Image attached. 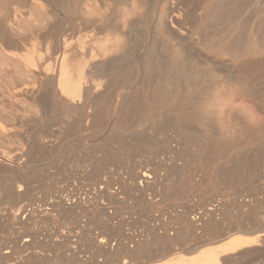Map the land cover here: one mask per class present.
<instances>
[{"label": "bare ground", "instance_id": "obj_1", "mask_svg": "<svg viewBox=\"0 0 264 264\" xmlns=\"http://www.w3.org/2000/svg\"><path fill=\"white\" fill-rule=\"evenodd\" d=\"M24 1L21 0L22 4ZM250 1H167L153 27L154 43L148 48L134 42L148 34L149 20L156 13L154 6L147 13L143 12L146 16H140L142 19L133 15L124 17L120 28L117 26L119 29L112 23L113 29L124 36V41L117 42L113 50L105 49L107 46L104 50L87 46L88 40H97L110 31L101 16L90 23H81L77 30L73 26L76 31L62 40L59 56L57 54L50 60L52 64L47 62L46 65L41 53L40 56L31 54L32 51L25 54L24 43L6 30L4 24L12 13L11 4L10 1L0 2L1 50L21 61V71L32 76L37 86L46 89L62 117L66 120L82 111H91L92 121L89 120L95 131L106 126V123L103 125L106 118L107 124L112 122L113 128L124 132V156L134 154L138 158L137 164L135 162L130 173L124 176V194L132 193L149 210L159 201L173 202H167L168 207L161 213L169 222L163 219L154 224L155 228L153 226V230L161 232L157 235L166 240V244L161 241L164 246L152 255L151 250L148 255L136 244L138 252L147 256L134 255L124 260V264H249L264 253V227L259 229L264 221L250 214L251 205L246 216L230 222L233 227L230 226L232 229L228 232L217 235L209 228L223 206L224 190L235 197L243 192L242 186L245 189L259 186L264 180V3L259 7V3L253 6ZM16 68L12 74L23 77V72ZM23 83L12 91L14 96H33L27 89V83L31 82ZM28 91L31 94L28 95ZM7 127L0 123V131L10 132ZM16 185V191L22 192V187ZM168 185L174 191L167 189ZM104 186L96 191V199L103 189L111 198L116 196L115 191L110 192ZM195 194L200 196L201 212L190 220L185 217L193 211L190 202L197 198ZM246 202L249 204V200ZM55 203L64 209L72 206L62 199ZM20 213V208L16 207L11 211V225L22 224ZM180 215L183 216L180 220L185 219L184 224L172 221ZM176 225L180 232L201 230L203 235L190 237L184 232L183 237H171ZM104 236L90 238V243L98 249L96 253L112 246L111 240ZM31 239L32 243H39L35 236ZM216 243L218 245L210 246ZM125 247L128 254L137 253L136 249L129 253Z\"/></svg>", "mask_w": 264, "mask_h": 264}, {"label": "rangeland", "instance_id": "obj_2", "mask_svg": "<svg viewBox=\"0 0 264 264\" xmlns=\"http://www.w3.org/2000/svg\"><path fill=\"white\" fill-rule=\"evenodd\" d=\"M25 1L22 4L21 0H0L1 3L8 2L11 4L10 8L12 9V13L4 26L8 32L10 31L11 35L13 34L12 36L15 39L24 43L25 52L23 50L21 52L30 54L29 52L32 51L31 54L39 56L41 53L46 65L47 62L52 64L50 60L57 54L59 56V47L62 40L66 39L72 32L74 33L81 23H90V21L98 20L102 16L103 22L108 25L110 31L106 35L99 36L97 40H88L87 46L93 49L99 46L101 50L107 46L105 49L108 50L109 48L111 50L118 44L117 42L124 41V36L113 29L112 23H114L115 28L124 21V17L134 16L136 19H142L140 16H146L143 12L147 13L154 6V12L156 13H153L152 16H154L149 20L151 26L144 38L145 40H140V37L137 36L141 43L138 40L134 42L141 47L148 48L154 43L153 27L159 20L162 6L165 3L167 4V1L171 3L178 0H154L155 2L153 0H143L144 3H140L139 0ZM257 1H250L252 2L251 5L258 6L259 3L260 7L264 3V0ZM132 11L133 14H131ZM136 12L140 14L138 15ZM128 15L133 16L128 17ZM135 15L137 16L135 17ZM73 26L76 30L72 29ZM51 54L53 55L51 56ZM14 67L19 68L20 73L23 72L21 71V69L23 70L21 61L8 57L0 46V123L5 127L7 125V128L10 129V132L9 130L7 132L0 131V264H124V260L128 261L134 255L138 257L139 254L144 255L145 252L152 255L156 250L161 249L166 244V240L158 236L161 232L153 230L155 228L154 224L163 219L169 222V218L166 219V215L164 216L161 213L162 209L168 207V203L172 204L173 202L164 201L159 203V201L160 205L157 203V206H154L155 209L151 208L149 210L150 208L147 207V209L137 198L132 196L131 192L129 195L124 194V176L128 175L132 170L131 168L138 162V158L134 154H131L132 157L130 155L129 157L124 156V132L117 131L115 126L113 128L112 122L107 124L105 122L107 121L106 118L103 122V125L106 123V126L95 131L91 127L92 124L90 125L92 120L90 118L91 111L89 110V112L82 111V114L73 115L65 120L58 107L53 106V98L47 93L46 89L37 86L33 81V77L25 72H23V77H19L15 73L13 75ZM16 69L15 71H17ZM18 81L20 83L31 82L27 83V89L34 95L27 96L28 98L14 96L12 91H16L17 88L21 87ZM42 90L43 92H41ZM29 94L31 93L29 92ZM34 98L37 100H34ZM90 132L91 134H89ZM113 134L114 137L112 138ZM125 157L128 159H125ZM263 182L259 186L256 185L246 189L245 186H242L241 188H244L243 192H240L242 196L237 193L233 197L232 192L224 190L225 204L223 203L220 212L216 214L215 220L209 226L211 231L218 233L217 235L228 232L227 230L233 227L230 222L246 216L251 209L257 212L253 213L251 211L250 214L256 215L263 223ZM16 184L22 187V192L16 191ZM101 186H104L110 192L115 191L116 196L111 198L109 193L104 192L105 189H103L101 190L102 194L98 196L100 197L99 200L98 197L96 199L94 196L97 195L96 191H99L98 189ZM167 187L169 189L172 186L168 185ZM171 190L174 191L172 188ZM211 190L212 188L209 189V191ZM5 193L7 196H5ZM8 194L11 195L10 197L13 195L12 200L9 199ZM197 194L201 195L200 193ZM197 194H195L197 198L190 202L193 211L186 214V217L182 214L190 220L197 218L201 212L198 201L200 196ZM207 194L208 192L205 194L206 197ZM128 196H132V198ZM7 197L9 200H6ZM238 197L240 198L238 199ZM61 199L66 203H72V206L67 209L60 207V204L55 203V201ZM248 200L249 204L246 202ZM15 202L16 205H14ZM248 205H251V209ZM261 206H263V209H261ZM15 207L16 209L20 208L21 211L19 221L21 220L20 223L22 222V224L20 225H11L10 223L9 216H11V211L14 212ZM258 209H261V211L259 212ZM182 215L180 217L175 216L172 221L184 224L185 219L180 220L183 217ZM104 224L106 225L104 226ZM260 226L259 229H263L264 226ZM175 227L177 225L172 230H176ZM209 228L207 231H210ZM176 231H174L173 236H170L179 238L181 233L183 236L186 235L183 234L184 232L188 233L187 235H190V237L203 235L201 230L191 232L184 229L182 232ZM30 234L33 237L35 236L36 241L39 242L38 244L32 243ZM255 234L244 235L253 236ZM99 235L101 237L105 235V238L108 237L109 239H107L109 242L111 240L110 244L112 246L108 248L109 250L105 249V252L97 251L96 253L95 249L97 248L93 246V243H90V238L100 237ZM182 235L181 237H183ZM26 239L29 241L25 242ZM115 243H117L116 246H114ZM136 244L143 253L138 252ZM124 245L127 246V248L125 247L126 251L136 252L137 250V253L129 251L131 255L128 254L124 251ZM214 245L218 244L210 246ZM118 249L120 250L118 251ZM116 258L118 259L116 260ZM255 259L253 260L255 262L252 261L249 264H264V253Z\"/></svg>", "mask_w": 264, "mask_h": 264}]
</instances>
